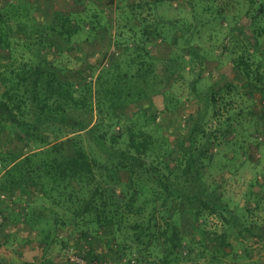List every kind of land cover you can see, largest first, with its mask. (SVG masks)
Here are the masks:
<instances>
[{
  "label": "rangeland",
  "instance_id": "obj_1",
  "mask_svg": "<svg viewBox=\"0 0 264 264\" xmlns=\"http://www.w3.org/2000/svg\"><path fill=\"white\" fill-rule=\"evenodd\" d=\"M6 2L14 6L29 2V15L42 25L51 24L61 14L64 19L71 16L77 21H97L98 43L87 42L80 34L60 50L49 46L58 38L55 33L43 45L38 44L36 33L26 38L31 23L20 16L23 30L12 19L10 50L0 49V62L13 65L35 58L40 49L48 60L67 69L65 78L86 76L88 81L107 69L112 54H117L118 43L133 46V42L142 40L139 28H132L133 14L149 23L158 21L162 35L147 45L152 66L145 78V100L116 111L118 123L112 130H123V135L115 147L127 146L128 128L136 133L148 132L152 141L148 162L159 167L164 181L179 154L169 153L168 146L185 143L190 130L187 127L199 114L201 129L196 145L204 144L207 150L202 160L203 182L255 234L259 227L264 228V145L255 143L257 135H264V101L258 90L253 89L250 96L245 93L250 88L232 65L241 47L248 46L250 53H257L251 62L253 69L261 62L259 70L264 72V13L252 19L256 5L249 6L244 0H161L158 4L153 0H0V5ZM247 10H251L249 15H245ZM171 19L176 21L174 27L168 22ZM108 69L123 73L124 61ZM217 79L220 82L214 90L219 109L214 115L206 99ZM82 143L87 150L100 153L85 135ZM0 145L14 156L27 153L16 135L5 138ZM121 177L125 179L123 173ZM149 183L156 185L151 180ZM35 195L16 190L0 196V264H76L72 258L84 261L90 251L97 259L89 264H132L128 244L125 249L113 245L115 249L110 250L111 237L99 232L86 243L82 231L86 226L92 229L89 219L69 222L59 208ZM193 215L194 206L185 204V209L175 211L173 217L182 235L193 240L188 259L181 264H208L211 258L213 264H264V236L227 230L229 245L222 252L214 251L216 247L206 251L199 241L204 239L202 230ZM203 226L218 232L227 228L214 215L208 216Z\"/></svg>",
  "mask_w": 264,
  "mask_h": 264
},
{
  "label": "trees",
  "instance_id": "obj_2",
  "mask_svg": "<svg viewBox=\"0 0 264 264\" xmlns=\"http://www.w3.org/2000/svg\"><path fill=\"white\" fill-rule=\"evenodd\" d=\"M153 2L158 4L161 0ZM244 2L257 6L252 19L264 13V0ZM26 3L24 6L9 2L0 5L1 50H10L12 26L9 22L12 19L17 28L23 30L24 22L20 16L31 23L26 38L36 33L40 45L54 33L58 38L55 37L49 46L60 50L65 48L64 43H73L80 34L85 36V41L98 43L97 21H77L71 16L64 19L62 14H57L51 24H38L29 15ZM250 13L251 10H247L245 15ZM132 17V28H139L142 40L133 42V46L118 43L117 54H112L107 69L99 72L94 80L88 81L86 76L65 78L67 69L48 60L40 49L35 58L18 65L0 62V144L5 138L16 135L27 149V153L14 156L0 145V196L16 190L25 195L35 193L36 198L59 208L69 222L89 219L93 227L86 226L82 231L85 242L89 243L90 236L99 232L111 237L110 250L115 249L113 245L116 248L122 245L125 249L128 244L127 255L132 264L185 263L193 240L182 235L173 218L175 211L185 209V204L194 206L193 219L202 230L204 239L199 241L204 243L206 251L216 247L214 251L222 252L229 245L227 230L263 237V227L255 234L245 226L244 220L239 219L237 212L223 204L220 196L203 182L202 160L207 150L204 144L196 145V135L201 129L199 114L187 127L190 130L185 143L175 148L168 146L169 153L178 151L179 154L164 181L159 167L148 162V152L152 150L148 132L140 130L136 133L128 128L127 146L123 149L115 147L123 135V130H112L118 123L115 113L145 100V78L152 66L147 45L162 35L158 21L149 23L144 18L138 19L136 14ZM168 22L171 27L176 25L175 20ZM85 25L89 29L87 32ZM256 55V52H249L248 46H242L232 58V65L250 88L245 93L250 96L253 89L258 90L264 101V72L259 70L262 63L259 62L256 69L251 64ZM123 61V73L116 74L108 69L117 68ZM219 79L211 85L206 99L214 115L219 109L214 90ZM83 135L95 143L99 154L86 149L82 143ZM260 141L257 138L255 143L264 145ZM149 180L156 185L151 186ZM210 215L221 219L227 228L223 227L219 232L206 230L203 225ZM61 222L64 224L65 220ZM95 259L97 256L90 251L83 264ZM208 264H213L212 258Z\"/></svg>",
  "mask_w": 264,
  "mask_h": 264
},
{
  "label": "built area",
  "instance_id": "obj_3",
  "mask_svg": "<svg viewBox=\"0 0 264 264\" xmlns=\"http://www.w3.org/2000/svg\"><path fill=\"white\" fill-rule=\"evenodd\" d=\"M112 1H114V0H112ZM257 138H258V140H262L264 138V135L260 134V135L257 136ZM2 197H3V195H2ZM71 261H73L76 264H83L84 263L83 259L82 258H78V257L72 258Z\"/></svg>",
  "mask_w": 264,
  "mask_h": 264
}]
</instances>
